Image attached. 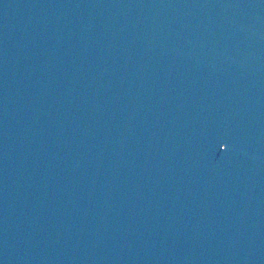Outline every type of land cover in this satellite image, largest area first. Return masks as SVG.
<instances>
[{"label":"water","instance_id":"1","mask_svg":"<svg viewBox=\"0 0 264 264\" xmlns=\"http://www.w3.org/2000/svg\"><path fill=\"white\" fill-rule=\"evenodd\" d=\"M0 264H264V0H0Z\"/></svg>","mask_w":264,"mask_h":264}]
</instances>
